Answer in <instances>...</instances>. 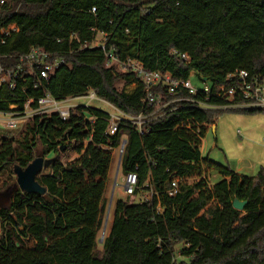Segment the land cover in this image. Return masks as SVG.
<instances>
[{
  "label": "trees",
  "instance_id": "obj_1",
  "mask_svg": "<svg viewBox=\"0 0 264 264\" xmlns=\"http://www.w3.org/2000/svg\"><path fill=\"white\" fill-rule=\"evenodd\" d=\"M98 36L105 51L82 49ZM32 49L48 54V62H63L36 90L28 72L14 89L2 88L0 112L19 113L24 101L46 93L65 100L89 91L128 116L154 111L136 75L108 65L107 52L176 81L191 74L206 79L207 103L219 105L214 93L236 84L231 75L264 78V0H5L1 67L16 68L15 58ZM154 92L165 96L164 88ZM189 105H170L164 111L176 109L146 123L142 135L130 125L106 135L108 115L79 108L68 121L34 117L22 142L0 136V192L14 184L13 168H26L38 149L43 159H54L37 177L44 195L18 191L0 209V264H264V169L244 177L203 159L207 126L225 112ZM122 142L119 169L123 177L136 175V187L116 202L99 244L111 150ZM67 153L77 158L65 164ZM210 171L220 177L212 187L205 178ZM234 200L246 203L242 211Z\"/></svg>",
  "mask_w": 264,
  "mask_h": 264
},
{
  "label": "built area",
  "instance_id": "obj_2",
  "mask_svg": "<svg viewBox=\"0 0 264 264\" xmlns=\"http://www.w3.org/2000/svg\"><path fill=\"white\" fill-rule=\"evenodd\" d=\"M5 0H0L2 5ZM102 37V36H101ZM102 39V38H101ZM99 47L102 51H105L104 45L100 40L96 39L89 45H83L82 49L85 48ZM1 58V57H0ZM48 54L40 50L32 49L29 53L18 56L15 59L18 60L19 65L16 68H3L0 65V92L2 88L8 86L9 89L15 88L16 80L24 72H28L34 76L33 89L36 90L38 87H42V83L48 79V75L58 68L63 61L48 62ZM182 58H187L182 55ZM106 62L108 65H113L115 70L120 73L131 71L136 75V78L142 83L145 92V102L148 107L154 106L151 113H140L137 116H128L111 105L105 103L97 97L93 91H89L87 94L68 98L65 100H56L46 93L43 97L38 99H28L24 101L22 105V111L19 113H5L0 112V126L7 129H15L20 126H26L30 121L37 116L43 114L57 115L61 121H68L72 114H74L79 108H90L88 102L100 101L112 110V113H108L106 135L113 136L117 133L119 127L122 125L134 126L137 129L139 135L143 134L142 127L163 115L167 112L174 111L176 109H168L170 105L181 104L185 105L190 103V107L202 110V111H234V110H263L264 111V78L259 80L257 78H251L245 71H240L231 75L236 84L232 87L226 88L221 86L216 89L214 95L220 98L222 103L214 105L207 103L210 97L211 90L207 85L203 86L201 93L204 94V100L193 99L198 90H195L189 79L185 81L173 80L168 74H160L157 72L144 71L142 65L137 61H125L120 62L116 56L111 52L106 53ZM206 83V82H205ZM164 88V94L156 93L154 90L157 88ZM185 93L186 95H183ZM165 98L170 101L164 102ZM85 101L84 104H79V101ZM92 122V120H89ZM184 124H182V127ZM210 127L212 125H209ZM207 126V127H209ZM124 149V143L111 153H114L116 159L120 161L122 152ZM179 181H175L171 184V190L168 192L169 196H172L177 189ZM136 187V175L128 174L124 177V194L125 196H131ZM152 196V192L146 195L145 199L149 200ZM157 212L159 209L157 208Z\"/></svg>",
  "mask_w": 264,
  "mask_h": 264
},
{
  "label": "rangeland",
  "instance_id": "obj_3",
  "mask_svg": "<svg viewBox=\"0 0 264 264\" xmlns=\"http://www.w3.org/2000/svg\"><path fill=\"white\" fill-rule=\"evenodd\" d=\"M97 39L100 40L101 37L98 36ZM189 81L195 90L203 89L204 82L194 74L190 75ZM132 88L130 86L128 89ZM84 103L85 101H79V104ZM88 105L90 108H96L106 114L112 113L110 107L100 101H90ZM26 127L27 125L15 129H7L0 126V136L15 142H22ZM212 127L214 130L210 126L207 127L199 148L203 159L228 168L244 177H255L261 169H264V112H225L218 116ZM39 155L40 150L38 149L36 156ZM52 157L49 156L46 159H52ZM76 158L77 155L75 153H67L62 161L68 164ZM44 172H47V169ZM205 178L208 180V187H212L214 183L218 182L220 177L214 171H210ZM190 182H193V180H190ZM123 185L124 177L119 169L116 156L112 153V161L104 193L106 205L103 226L97 237L99 244L109 232L116 202L128 199L124 194ZM97 249L101 251V246L98 245ZM180 260L178 258V261Z\"/></svg>",
  "mask_w": 264,
  "mask_h": 264
},
{
  "label": "water",
  "instance_id": "obj_4",
  "mask_svg": "<svg viewBox=\"0 0 264 264\" xmlns=\"http://www.w3.org/2000/svg\"><path fill=\"white\" fill-rule=\"evenodd\" d=\"M202 81L204 83L207 82L206 79H203ZM61 151H63V149H61ZM53 160V158L43 159L42 157L37 156L24 169L15 166L13 168V173L15 176L14 184L8 186L5 190L0 192V209H5L9 207L13 196L18 191L24 194L44 195L46 193V190L37 182V177L49 168ZM245 204V202H239L237 200H234L232 206L235 210L242 211Z\"/></svg>",
  "mask_w": 264,
  "mask_h": 264
},
{
  "label": "crops",
  "instance_id": "obj_5",
  "mask_svg": "<svg viewBox=\"0 0 264 264\" xmlns=\"http://www.w3.org/2000/svg\"><path fill=\"white\" fill-rule=\"evenodd\" d=\"M213 126V125H212ZM211 126V129H213L214 130V128ZM118 162V161H117ZM115 177H116V174H115Z\"/></svg>",
  "mask_w": 264,
  "mask_h": 264
}]
</instances>
